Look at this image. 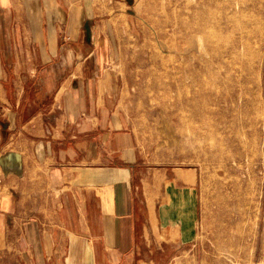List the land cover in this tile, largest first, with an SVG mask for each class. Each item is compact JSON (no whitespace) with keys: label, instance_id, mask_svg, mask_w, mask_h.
Returning a JSON list of instances; mask_svg holds the SVG:
<instances>
[{"label":"crops","instance_id":"obj_1","mask_svg":"<svg viewBox=\"0 0 264 264\" xmlns=\"http://www.w3.org/2000/svg\"><path fill=\"white\" fill-rule=\"evenodd\" d=\"M0 0V264H199L194 170L120 109V6Z\"/></svg>","mask_w":264,"mask_h":264},{"label":"rangeland","instance_id":"obj_2","mask_svg":"<svg viewBox=\"0 0 264 264\" xmlns=\"http://www.w3.org/2000/svg\"><path fill=\"white\" fill-rule=\"evenodd\" d=\"M133 1L120 109L142 157L197 173L199 264H264V0Z\"/></svg>","mask_w":264,"mask_h":264},{"label":"bare ground","instance_id":"obj_3","mask_svg":"<svg viewBox=\"0 0 264 264\" xmlns=\"http://www.w3.org/2000/svg\"><path fill=\"white\" fill-rule=\"evenodd\" d=\"M199 37V36H198ZM205 49V48H204Z\"/></svg>","mask_w":264,"mask_h":264}]
</instances>
